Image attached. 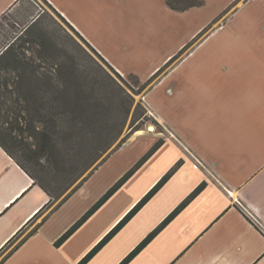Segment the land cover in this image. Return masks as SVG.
<instances>
[{
  "label": "crops",
  "instance_id": "0c3cea01",
  "mask_svg": "<svg viewBox=\"0 0 264 264\" xmlns=\"http://www.w3.org/2000/svg\"><path fill=\"white\" fill-rule=\"evenodd\" d=\"M88 1L0 0V21L9 16L29 30L47 7L119 74L143 85L155 79L144 95L155 128L135 131L56 200L0 145V262L264 264V228L239 206L264 226V0L245 2L162 73L207 23L165 56L124 41L129 55L115 54L82 19ZM1 37L0 78H12L11 89L0 92H30L40 68ZM143 56L147 67L138 65Z\"/></svg>",
  "mask_w": 264,
  "mask_h": 264
},
{
  "label": "rangeland",
  "instance_id": "374dc122",
  "mask_svg": "<svg viewBox=\"0 0 264 264\" xmlns=\"http://www.w3.org/2000/svg\"><path fill=\"white\" fill-rule=\"evenodd\" d=\"M173 1L183 5V0H90L89 17L82 19H87L85 23L90 30L93 29L92 35L97 42L106 43L111 48L116 46V50L113 49L115 54L128 50L129 55V48H122L119 44L124 41L123 47L130 42L143 48L151 46L155 59L164 52V56L168 51L172 52L182 41L189 42L188 37L194 32L192 29L207 23L206 29L162 73L198 42L207 39L218 26L228 23L235 10L248 0H235L230 5L227 0H203V4L195 6L200 11L194 13L193 7L189 8L191 10L173 8L169 4ZM78 18L81 20V17ZM103 21L106 22L102 27L105 34L99 26ZM110 27L117 29L112 33ZM0 32L2 42L15 41V52L29 60L33 68H40L42 74L39 81L32 76L30 84L33 82L34 85L29 87L30 92H37L39 82L51 77L55 88L49 91L45 89V92H71L73 95L83 92L88 97L86 103L83 99L78 103L75 96L74 105L58 107L66 114L62 115L51 144H45V148L39 150L42 140L23 132L29 126L22 119L16 122V96L13 92H0V126L18 145L15 151L17 159L52 192L54 200L64 197L77 186L109 152L125 143L137 128L154 127V119L144 95L155 79L144 86L135 76L118 75L67 21L47 7L39 26L23 30L7 16L0 21ZM111 35L114 36L110 38ZM146 63L143 56L138 65L144 67ZM1 77L0 90L11 89L9 84L12 77L9 73L2 72ZM29 105L28 101L22 111L28 117ZM34 123L37 130L43 132L44 124Z\"/></svg>",
  "mask_w": 264,
  "mask_h": 264
},
{
  "label": "trees",
  "instance_id": "16d2710c",
  "mask_svg": "<svg viewBox=\"0 0 264 264\" xmlns=\"http://www.w3.org/2000/svg\"><path fill=\"white\" fill-rule=\"evenodd\" d=\"M182 4H177L176 2H170L169 4L178 10H184L189 9L192 7H195L197 5H201L204 3L203 0H183L181 1ZM94 49V48H93ZM95 50V49H94ZM96 51V50H95ZM97 52V51H96ZM98 53V52H97ZM182 52H180L177 56L181 55ZM176 56V57H177ZM108 63V62H107ZM108 65H110L108 63ZM111 66V65H110ZM112 67V66H111ZM112 69H114L112 67ZM117 73V72H116ZM120 75V74H118ZM38 84V83H37ZM36 84V85H37ZM34 83L31 82L30 86L33 87ZM146 84H144L145 86ZM44 87V89H43ZM37 92H13L15 97V105H17V114H16V122L19 123V120L22 119V121L28 125V129L24 130L23 132H28L31 137H35L37 140L41 139L42 141L39 143V150L45 148V144L50 145L52 136L56 133L57 125L59 121L62 119V115L66 114L65 111H61L58 107L61 105H74L75 103V96L78 98V103H81L80 101L83 99L86 102H88V97L84 96L83 92H77L76 95H73L71 92H58L56 94H51V92H45L49 91L52 88H55V84L53 81V78L46 77L44 80H41L39 82V87L37 85ZM42 90L44 92H42ZM76 93V92H75ZM43 97V101H42ZM87 97V98H86ZM23 100V103H22ZM29 101V108H30V115L29 117L26 116L24 113L22 114L23 109H25V106L27 105ZM38 103V104H37ZM24 104V107L22 106ZM21 106V108H20ZM56 109H50L54 108ZM40 109V111H39ZM50 109V110H49ZM36 119V120H35ZM44 124V130L43 132H39L37 128L35 127V123ZM20 125V124H19ZM141 129L137 128V130ZM23 130V129H22ZM136 130V131H137ZM46 135L45 137L41 135ZM0 145L5 149V151L23 168L25 169L31 177L35 178V176L17 159L15 155V151L18 147L14 139L9 135L8 131L5 130V128L0 126ZM154 152L152 150L147 154V156L143 159L146 160L149 158V156ZM180 164H178L169 174H167L161 183L166 181L172 173L179 167ZM36 180V178H35ZM37 181V180H36ZM47 192L48 194L53 197L52 192L42 183H39ZM206 187V184H201L189 197L188 201L192 200L196 195L201 193ZM187 201L181 205L185 206ZM4 261V260H3ZM0 264H2V262Z\"/></svg>",
  "mask_w": 264,
  "mask_h": 264
},
{
  "label": "built area",
  "instance_id": "2783aa9c",
  "mask_svg": "<svg viewBox=\"0 0 264 264\" xmlns=\"http://www.w3.org/2000/svg\"><path fill=\"white\" fill-rule=\"evenodd\" d=\"M239 206L241 208V210L258 226V227H262L264 228V226L261 224L260 220L257 218V216H255V214H253L251 212V210H249V208H247L244 204H242L241 202H239Z\"/></svg>",
  "mask_w": 264,
  "mask_h": 264
},
{
  "label": "bare ground",
  "instance_id": "6f19581e",
  "mask_svg": "<svg viewBox=\"0 0 264 264\" xmlns=\"http://www.w3.org/2000/svg\"><path fill=\"white\" fill-rule=\"evenodd\" d=\"M152 128V130L154 129V127H151Z\"/></svg>",
  "mask_w": 264,
  "mask_h": 264
}]
</instances>
